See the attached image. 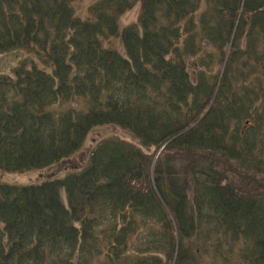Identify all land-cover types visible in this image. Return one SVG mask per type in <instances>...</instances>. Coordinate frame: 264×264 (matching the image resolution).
Here are the masks:
<instances>
[{"label": "trees", "instance_id": "obj_1", "mask_svg": "<svg viewBox=\"0 0 264 264\" xmlns=\"http://www.w3.org/2000/svg\"><path fill=\"white\" fill-rule=\"evenodd\" d=\"M81 1L0 0V264H264V0Z\"/></svg>", "mask_w": 264, "mask_h": 264}, {"label": "rangeland", "instance_id": "obj_2", "mask_svg": "<svg viewBox=\"0 0 264 264\" xmlns=\"http://www.w3.org/2000/svg\"><path fill=\"white\" fill-rule=\"evenodd\" d=\"M90 2L91 1H88V0L76 2L73 5V9L75 10V12H78L81 15H85V13L87 12V10H85V9L87 6H89ZM242 7H243V3L240 7V10L242 9ZM139 12H140V7L139 6L134 7L130 12L124 14V16L121 20V24H123V26H127V25L129 26L131 24L136 23L137 18L139 16ZM237 23H238V21H237ZM249 29H250V25L248 27V31H249ZM250 32H251V30L248 32V37L249 38L252 37L254 39L252 45H254L258 41L256 44V45H259L257 47V49H258L257 54H258V56H260V54H262L264 51V39L261 38L260 35H258L256 33L250 34ZM263 33H262V35H264ZM244 42H245V40L241 39L240 42L237 43L238 48L246 49V47H248V46H246V43H244ZM252 53L254 54V51ZM23 59H24V55H22L21 52H15V53H11L8 55H0V76L9 75L10 70L12 68H14ZM262 66L264 67V65H262ZM259 69L261 70V68H259ZM252 78H254V76ZM253 81H255V79H253ZM251 124L252 123L250 122V124L246 123L245 125L251 126ZM111 136H117V137L126 139V140L131 141V142H133V140H134L131 137V135H129L128 133H126L120 129H117L115 127H102V128H99V129H97L91 133L88 145L85 147V150L88 151L89 150L88 148H91V146H93L98 140L103 139V138H107V137H111ZM76 159H78V157ZM67 170H69V169L62 167L59 171L64 172ZM37 178H38V175L36 173L10 174V173L0 172V182L3 184H6V185H13V186H26V185H28L29 186L32 183L36 182Z\"/></svg>", "mask_w": 264, "mask_h": 264}]
</instances>
